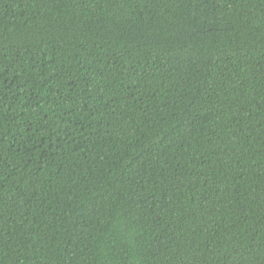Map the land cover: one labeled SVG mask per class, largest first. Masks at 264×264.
Instances as JSON below:
<instances>
[{"label": "trees", "instance_id": "trees-1", "mask_svg": "<svg viewBox=\"0 0 264 264\" xmlns=\"http://www.w3.org/2000/svg\"><path fill=\"white\" fill-rule=\"evenodd\" d=\"M0 264H264V0H0Z\"/></svg>", "mask_w": 264, "mask_h": 264}]
</instances>
